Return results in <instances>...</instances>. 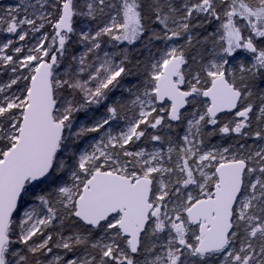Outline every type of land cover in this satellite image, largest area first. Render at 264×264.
Segmentation results:
<instances>
[{
    "label": "snow or ice",
    "instance_id": "1",
    "mask_svg": "<svg viewBox=\"0 0 264 264\" xmlns=\"http://www.w3.org/2000/svg\"><path fill=\"white\" fill-rule=\"evenodd\" d=\"M0 264H264V0L0 5Z\"/></svg>",
    "mask_w": 264,
    "mask_h": 264
},
{
    "label": "rangeland",
    "instance_id": "2",
    "mask_svg": "<svg viewBox=\"0 0 264 264\" xmlns=\"http://www.w3.org/2000/svg\"><path fill=\"white\" fill-rule=\"evenodd\" d=\"M3 5H11L15 3V0H0Z\"/></svg>",
    "mask_w": 264,
    "mask_h": 264
},
{
    "label": "trees",
    "instance_id": "3",
    "mask_svg": "<svg viewBox=\"0 0 264 264\" xmlns=\"http://www.w3.org/2000/svg\"><path fill=\"white\" fill-rule=\"evenodd\" d=\"M0 5H3V3L0 1Z\"/></svg>",
    "mask_w": 264,
    "mask_h": 264
}]
</instances>
